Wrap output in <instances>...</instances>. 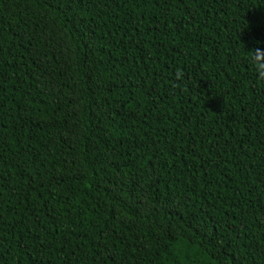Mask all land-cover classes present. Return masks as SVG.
<instances>
[{"label":"trees","instance_id":"16d2710c","mask_svg":"<svg viewBox=\"0 0 264 264\" xmlns=\"http://www.w3.org/2000/svg\"><path fill=\"white\" fill-rule=\"evenodd\" d=\"M264 0H0V264H264Z\"/></svg>","mask_w":264,"mask_h":264},{"label":"clouds","instance_id":"9594fccd","mask_svg":"<svg viewBox=\"0 0 264 264\" xmlns=\"http://www.w3.org/2000/svg\"><path fill=\"white\" fill-rule=\"evenodd\" d=\"M246 60L255 69L261 80H264V47L260 42H256V46L250 51L245 52Z\"/></svg>","mask_w":264,"mask_h":264}]
</instances>
